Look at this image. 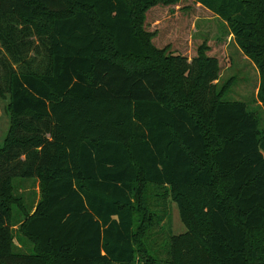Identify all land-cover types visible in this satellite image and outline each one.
<instances>
[{
	"label": "trees",
	"instance_id": "trees-1",
	"mask_svg": "<svg viewBox=\"0 0 264 264\" xmlns=\"http://www.w3.org/2000/svg\"><path fill=\"white\" fill-rule=\"evenodd\" d=\"M161 1L177 0H0V264H264L261 117L226 97L203 48L189 61L153 45L144 18ZM194 1L257 65L264 107V0ZM25 179L40 182L32 209ZM153 187L187 227L159 261Z\"/></svg>",
	"mask_w": 264,
	"mask_h": 264
},
{
	"label": "rangeland",
	"instance_id": "rangeland-1",
	"mask_svg": "<svg viewBox=\"0 0 264 264\" xmlns=\"http://www.w3.org/2000/svg\"><path fill=\"white\" fill-rule=\"evenodd\" d=\"M143 29L150 33L155 47L166 48L168 52H179L187 56L189 61L199 54L201 48L207 55L216 57L221 67L218 81L220 84L229 80L231 82L226 97L248 102L251 109L258 111L264 128V107L258 99L261 83L259 69L241 50L224 19L194 0L161 1L146 11ZM8 103L9 96L0 95V146L4 144L11 124ZM23 181L26 182L16 184L19 190L16 194H22L28 207L32 209L39 199L40 182L38 179ZM149 200L156 217L148 229L145 244L159 261L167 258L169 250L166 245L169 244L171 235L184 233L187 227L169 190L153 187L149 191ZM168 207L170 216H165L164 220L159 222L164 208ZM169 229H172V232H169ZM15 236H18L17 241L22 245L21 248L26 247L24 251L32 250L26 246L25 241L19 240L17 230ZM18 242H15L16 249ZM137 260V264H144L140 256Z\"/></svg>",
	"mask_w": 264,
	"mask_h": 264
}]
</instances>
